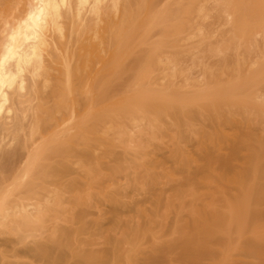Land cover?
<instances>
[{
	"label": "bare ground",
	"instance_id": "1",
	"mask_svg": "<svg viewBox=\"0 0 264 264\" xmlns=\"http://www.w3.org/2000/svg\"><path fill=\"white\" fill-rule=\"evenodd\" d=\"M221 1L241 37L251 39L264 25L253 18L263 13L264 0ZM206 11L203 0H0V264H58L62 254L108 264L103 250L92 247L85 255L71 237L76 227L58 220L60 207L76 205L65 194L87 190L91 162L105 152L103 143H124L120 171L128 181L118 184L121 193L136 175L144 147L135 142L146 117L155 127L169 111L188 115L193 96L204 100L210 116L218 114L220 127L229 120L226 109L251 105L249 99L264 88V62L260 72L253 58L215 73L190 95L169 89L171 77L181 71L177 63L187 40L202 36ZM225 100L229 104L222 105ZM260 104L264 114V101ZM221 150L198 170L188 167L179 183L198 181L212 199L192 211V237L164 244L159 255L142 257L141 264L159 263L160 257L164 264L176 259L202 264L203 255H215L207 248L210 239L221 231L228 235L230 224L264 220L262 183L246 182L242 205L227 212L215 207L216 196L227 192L209 175L222 162ZM260 157L264 161V147ZM259 236L264 241V232ZM119 251L117 246L110 251L113 264ZM70 258L66 264H72Z\"/></svg>",
	"mask_w": 264,
	"mask_h": 264
},
{
	"label": "rangeland",
	"instance_id": "2",
	"mask_svg": "<svg viewBox=\"0 0 264 264\" xmlns=\"http://www.w3.org/2000/svg\"><path fill=\"white\" fill-rule=\"evenodd\" d=\"M221 2L203 0L207 11L202 20V36L187 40L177 63V69L182 72L177 71L175 79L171 77L170 90H181L190 95L192 91L204 89L215 73L233 69L241 59L253 58L256 60L254 67L261 72L264 25L251 39L241 37L233 24V13L227 7L219 6ZM253 18L264 24V10L255 16L253 13ZM261 83L264 84V79ZM251 98V105L246 110L234 107L230 112L224 110L229 120L220 127L215 123L214 115L218 114L210 116L203 109L204 100L193 96L187 103L188 115L169 111L160 117L155 127L146 117L137 134L141 138L138 136L135 142L144 147L136 160V175L134 180L130 178L127 191L121 193L118 184L124 185L128 181L120 171L126 164L125 155L120 153L124 143L115 146L103 143L105 152L91 162V181L87 190L65 194L76 205L64 204L58 211L59 222L76 227L71 236L78 241L75 244L86 249L85 255L92 247L103 250L106 259L111 260L108 264H113L110 251L117 246L120 251L115 264H141L142 257L159 255L164 244L175 240L180 243V239L192 237L196 218L192 211L212 199L208 195L209 188L198 181L183 186L179 183L185 182L188 167L191 171L198 170L207 164L206 157L215 156L218 147L222 148V162L217 163L218 170L209 175L211 181L220 179L227 192L223 197L216 196L215 207L227 212V207L237 203L242 205L239 195L246 182L264 185V161L260 157L264 147V114L259 110L264 101V88ZM227 104L229 100L222 102V105ZM178 147L184 152V166L180 163ZM175 149L180 153L177 158L174 157ZM193 194L203 195V198L196 199ZM241 222L230 224L232 231L229 230L228 235L221 231L210 239L213 242H208L207 248L214 249L215 255L210 259L203 255L202 264H264V241L259 236L264 232V220L255 222L243 218ZM135 225H138L137 229ZM68 258L62 254L58 264H66ZM163 259L160 257L161 261L154 264H164ZM68 262L82 264L84 261L76 256ZM173 264L196 263L176 259Z\"/></svg>",
	"mask_w": 264,
	"mask_h": 264
}]
</instances>
